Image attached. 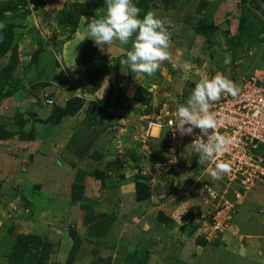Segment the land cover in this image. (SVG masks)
<instances>
[{
    "label": "rangeland",
    "instance_id": "obj_1",
    "mask_svg": "<svg viewBox=\"0 0 264 264\" xmlns=\"http://www.w3.org/2000/svg\"><path fill=\"white\" fill-rule=\"evenodd\" d=\"M13 1L19 8L4 14L0 33L15 26L14 43L23 63L10 80L13 95L0 98V264H9L8 253L20 236L29 235H40L53 244L57 260L50 255L46 264H264V180L247 194L239 191L242 199L233 216L235 223L225 233L214 234L205 214L221 200L205 195L201 186L208 185L221 196L224 184L211 181L208 163L200 165L189 146L181 148L174 167L157 168L154 164L164 161L163 142L157 128L147 137L141 119L147 109L136 101L137 97L147 99L152 107L164 102L184 104L196 82L217 72L236 84L242 76L264 80V0L212 4V0L206 4L203 0L199 4L146 0L148 10L140 8L141 16L154 12L170 22L171 33V59L151 76L121 68L120 61L132 50L134 39L128 44L115 41L105 50L96 45L109 57L102 73L94 72L97 64L76 62L90 39L86 27L73 35L71 29L60 27L58 18L62 12H71L73 17L74 2L103 8L105 0ZM231 4L236 9L229 16ZM39 47L45 50L35 67ZM41 54L48 58L42 59ZM11 56L9 52L0 59V69L10 63ZM226 58L229 64L224 63ZM184 62L191 65L187 72L181 68ZM71 63H77L73 69ZM42 84L55 91L54 100L59 98L61 108L78 97L84 103L82 109L55 127L49 122L55 105L45 107L44 113H40L44 107L38 108ZM35 113H40L39 121ZM31 131L32 140L25 137ZM4 133L12 137L5 140ZM115 166H121L119 181L109 175L115 173ZM95 171L104 174V182L96 181ZM141 176L148 178L144 182L152 198L138 202L132 181ZM78 178L104 199L68 205L66 199L72 200V186ZM40 190L45 194L35 195L36 209L27 196ZM232 193L228 199L234 198ZM60 197L64 204L59 203ZM13 227L17 229L8 236ZM70 229L77 239H72ZM39 255L31 254L29 260Z\"/></svg>",
    "mask_w": 264,
    "mask_h": 264
},
{
    "label": "clouds",
    "instance_id": "obj_2",
    "mask_svg": "<svg viewBox=\"0 0 264 264\" xmlns=\"http://www.w3.org/2000/svg\"><path fill=\"white\" fill-rule=\"evenodd\" d=\"M105 5L104 15L99 18L94 16L90 21L88 18L86 19L87 38L92 39L101 50H105V46L110 48L115 41H119L120 44H128L135 34L132 50L128 51L126 58L120 61L121 68L126 66L132 73H144L151 76L158 71L163 61L171 59L169 51L170 22L158 18L152 11H148L141 18V9L134 3V0H105ZM224 63L229 64L230 60L226 58ZM181 68L187 72L191 65L184 62ZM239 91L235 82L223 73L217 72L211 78L205 76L196 82L186 103L177 106L172 126L174 135L178 133L182 137L192 136L195 129L200 130V134L191 144L198 155L200 165L212 162L215 158L222 156L233 143L231 138L218 132L221 122L216 119V114L211 110V106L221 99L222 94L226 93L237 97ZM52 104L54 105V101ZM171 152L174 150H170V153L166 155H170ZM171 162H173V158ZM162 163H155V166L160 169H169L176 165L162 167ZM230 170L228 163L217 162L210 173L211 181L221 179L222 174L228 173ZM201 227L198 229L200 230ZM201 235L203 233L199 234V236ZM206 239L209 238L206 236Z\"/></svg>",
    "mask_w": 264,
    "mask_h": 264
},
{
    "label": "built area",
    "instance_id": "obj_3",
    "mask_svg": "<svg viewBox=\"0 0 264 264\" xmlns=\"http://www.w3.org/2000/svg\"><path fill=\"white\" fill-rule=\"evenodd\" d=\"M237 85L240 89L237 97L224 93L221 99L211 106L216 119L221 122L218 132L233 140L228 150L222 156L209 162L206 169L210 174L217 162L223 161L229 164L230 172L222 174V178L219 179V182L226 188L223 194L220 196L207 185L201 186V192L205 195L215 201L221 200L219 201L221 204L215 210H208L205 214L214 234L225 233L233 225V216L239 200L242 199V193L239 191L247 194L252 191L256 182L264 180V80L255 76H242ZM47 102L53 103L52 100ZM177 106L164 102L159 106H153L141 118L145 121L144 132L147 137L153 128L159 130V139H162L164 150L162 167L177 164L181 148L189 146L194 149L191 144L200 134V130L195 129L192 136L182 137L178 133L174 135L172 126ZM170 150L174 152L166 155L170 153ZM172 158L174 163L171 162ZM234 186L238 188L235 189ZM230 191L235 192L232 193L233 199L227 197Z\"/></svg>",
    "mask_w": 264,
    "mask_h": 264
},
{
    "label": "trees",
    "instance_id": "obj_4",
    "mask_svg": "<svg viewBox=\"0 0 264 264\" xmlns=\"http://www.w3.org/2000/svg\"><path fill=\"white\" fill-rule=\"evenodd\" d=\"M138 1L139 2L136 3V5L139 8H143L145 9V11H147L148 7L146 6V4H149V3L146 0H138ZM74 3H75V6L77 7V12L75 13L74 11V16L76 19H72L74 16L73 17L71 16V12L70 13L62 12L58 18L60 27L64 29H71L70 31L73 35H75L79 30H82V27H84L87 18H88V21H90L91 18H93L94 16L99 18L102 15H104L106 11L105 9L106 6L102 8L100 4H95L92 6L88 4L87 2L85 3L74 2ZM102 4H105V2ZM18 8H19V5L13 0L8 1V2L0 1V22L3 20L4 14L9 13V12L14 13L16 12ZM140 17L143 18L141 14H140ZM14 27L15 26L11 24L9 25L7 30H4L3 33H0V59L6 54H8L9 52H11V55H12L10 63L6 67L0 69V98H5V97L13 95L14 89L11 90L10 88H8L9 86H11L10 80L12 79L13 74L17 70V65H20L21 63H23L22 58L20 59V56H19L18 46L16 43H14L16 42L14 38V34L12 32ZM86 41L87 42H84L85 45L83 46L82 52L80 53L79 56H77L75 60L78 64H85L86 66L91 65V64H95V65L97 64V66L94 69V72L102 73L103 71L106 70V67H107L106 65L108 64L109 57L99 52V49L94 44V41L92 39H88ZM37 49L38 50H36L34 54L35 56V60L33 62L34 64L38 63L37 59L39 60V58L37 57L41 51L40 47ZM77 63H75V65ZM34 64H31V66L32 65L34 66ZM38 65L39 63L35 67H38ZM27 71H28V67H27V70L21 73V75L26 74ZM45 87L46 85L42 84V88H45ZM7 88L9 90H7ZM140 89L142 90L143 87H141ZM30 94L33 95L32 91L30 92ZM42 97L43 98L39 97V99L37 100V103H40L41 105V106H38V108L49 107L48 105L50 106L53 105L47 102L49 100L44 98V95ZM122 97L123 99L125 98L124 96ZM136 101L138 102L139 106L143 105L144 108L147 109L146 112H149L153 108L150 101H148L147 99L141 100L140 97H137ZM45 104L47 105L45 106ZM83 105H84L83 101L78 97L71 99L66 104L65 108H61L60 106L55 105L53 106L54 109H51L50 116H49V119H50L49 122H51L55 127H61L62 124L65 123L67 117L74 116L79 110L82 109ZM98 110H100V108H98ZM39 114L35 113L36 115L35 118L37 119V121H39L40 119ZM17 121L21 122L20 119H17ZM21 123L23 124V122ZM33 135H34V132L31 131V133L25 137L32 140L34 137ZM10 137H12V134H9V133H4V135H2V138L5 140L9 139ZM98 157H101V156H98ZM115 167H116L115 173L113 172V173H110L109 175L112 176L111 178L113 180L119 181L120 179L118 178L117 174H118V171L121 170V166H115ZM93 174L95 176L96 181H100L101 183L105 181V176L100 171H95V173ZM147 179L148 178L146 176H141L140 178H137V180L135 179L136 180L134 182L135 183V193L139 201H145L152 197V195L149 192L148 185L145 184L144 182ZM95 197L98 198V195H96ZM99 198L102 199L101 197ZM87 202L89 201H87V197H85V186L81 183H74L72 186V200L70 201V203L71 204L73 203L74 206H77L80 204L83 205L84 203H87ZM59 203L64 204L65 200H63L60 197ZM70 203H68V205ZM12 229L16 230L17 228L16 227L10 228V230H8L7 232L8 236L14 233V230ZM70 231L71 229L69 230V232ZM71 233H72V239H77L76 233L74 231H71ZM6 238L7 237L3 238V243H4V240L6 242ZM37 248L40 251H37ZM31 249H33L34 251H31ZM36 252L40 253L37 260L36 259L29 260L31 259L29 255L32 254L33 256ZM54 253H56L54 252V246L48 240H46L42 236L40 237V235H29V236H20L19 241L16 243V245H14L12 252L8 253L7 258H8L9 264H46L48 262L50 255L51 256L54 255L56 257Z\"/></svg>",
    "mask_w": 264,
    "mask_h": 264
},
{
    "label": "crops",
    "instance_id": "obj_5",
    "mask_svg": "<svg viewBox=\"0 0 264 264\" xmlns=\"http://www.w3.org/2000/svg\"><path fill=\"white\" fill-rule=\"evenodd\" d=\"M168 1V0H167ZM205 1H209V0H203L202 1V4H206L205 3ZM215 1H219V0H212V2L211 1H209L210 3L209 4H212V3H214ZM224 1V0H223ZM176 2V0H173V2H170V3H175ZM199 3H201V0H187V3H184V4H199ZM181 4V3H180ZM233 6V4H231V7ZM233 9H236V5H234V7H232V9H229V11H230V13H228V15L230 16V14H231V11L233 10ZM227 15V16H228ZM232 16H234V15H232ZM231 16V17H232ZM47 20H49V19H47ZM77 34V33H76ZM75 34V35H76ZM75 40H74V46H76L75 45V42H77V38H74ZM132 39H134V38H132ZM260 40H261V38H259ZM67 45L68 44H64V43H62V47L63 48H65V47H67ZM43 51L45 50V48L44 49H42ZM41 50V51H42ZM41 51H40V53H41ZM124 55H126L127 56V54H124ZM41 57H42V59H47L48 57L47 56H43L42 54H41ZM41 59V60H42ZM74 64V63H73ZM72 63L70 64V67L72 68V67H74V66H76V65H73ZM40 70H41V67L39 68ZM73 69V68H72ZM52 73V72H51ZM54 74H57L56 73V70L54 71ZM58 75V74H57ZM239 80V79H238ZM75 86H72L71 88H74ZM76 89V88H75ZM72 91V90H71ZM34 95V94H33ZM37 95V94H36ZM44 95V97H45V95L47 96L46 97V99H52L55 103H54V105H62V104H59L60 102H58L59 101V98H58V100L57 101H55L54 99V97H55V95H56V93H55V91H52L51 89H50V87H49V85H47L45 88H43V90H41L40 91V93L38 94V96L39 97H41V98H43L42 96ZM43 103V102H42ZM47 104H45V106H46ZM49 107H47V108H51L52 107V105L50 106V105H48ZM45 110V107L44 108H42V110L40 111V113L41 112H43ZM50 112H51V110H50ZM44 113V112H43ZM48 114H49V112H47ZM43 115H46V114H43ZM42 115V116H43ZM67 121H69L68 119H67ZM90 143H89V145H88V147H87V149L90 147ZM23 171H25L24 169H23ZM120 180H121V178L120 177H118ZM75 183H81V184H83L84 186H85V197H87V201L88 200H91V199H96V193L94 192V193H92V191L90 190V187H89V190L87 189L88 188V184H87V182L85 181H82V178H78L76 181H75ZM91 183V182H90ZM132 190L135 192V183L132 181ZM100 193H102V192H100ZM34 195H28L27 197H28V201L30 202V203H32L33 205H35V208L37 209V204H36V202L34 201L35 199H37L36 197H35V195L36 194H39V196L41 197V194H45V193H42L41 192V190H40V192L39 191H37V192H35V193H33ZM133 195H134V199H136V194L135 193H132ZM131 194V195H132ZM92 195H94V196H92ZM103 195V194H102ZM102 198V197H101ZM104 198H102V199H100V198H98L97 199V202H100V201H102ZM67 200V202L68 203H70V201L71 200H68V199H66ZM138 202H139V200H138ZM141 202V201H140ZM35 203V204H34ZM42 209V208H41ZM101 217H106V215H104V214H102L101 215ZM198 247H202V246H199L198 245ZM35 255H37V252L35 253ZM34 256V255H33ZM31 258H33V257H31ZM191 258H193V257H190V259ZM55 260H57L56 259V257H55Z\"/></svg>",
    "mask_w": 264,
    "mask_h": 264
}]
</instances>
